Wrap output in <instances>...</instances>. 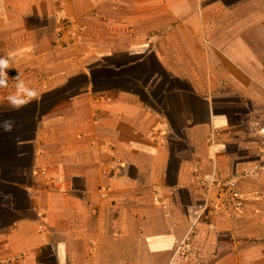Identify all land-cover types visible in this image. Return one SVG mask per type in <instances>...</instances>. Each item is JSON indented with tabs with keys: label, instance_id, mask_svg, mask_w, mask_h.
<instances>
[{
	"label": "crops",
	"instance_id": "crops-1",
	"mask_svg": "<svg viewBox=\"0 0 264 264\" xmlns=\"http://www.w3.org/2000/svg\"><path fill=\"white\" fill-rule=\"evenodd\" d=\"M9 54L0 264H264V0H0Z\"/></svg>",
	"mask_w": 264,
	"mask_h": 264
},
{
	"label": "clouds",
	"instance_id": "clouds-1",
	"mask_svg": "<svg viewBox=\"0 0 264 264\" xmlns=\"http://www.w3.org/2000/svg\"><path fill=\"white\" fill-rule=\"evenodd\" d=\"M10 56H0V88H6L8 86V71L12 68L10 63ZM15 92L11 93L7 99L10 107L13 110H20L30 102L39 99V93L20 77V74L15 77ZM15 121L13 119L0 120V130L4 132H12L15 127Z\"/></svg>",
	"mask_w": 264,
	"mask_h": 264
},
{
	"label": "built area",
	"instance_id": "built-area-1",
	"mask_svg": "<svg viewBox=\"0 0 264 264\" xmlns=\"http://www.w3.org/2000/svg\"><path fill=\"white\" fill-rule=\"evenodd\" d=\"M78 28H79V24L78 25L75 24V31H74V33L72 32V34L70 35V38L76 40V37L78 35H76L75 32L78 30ZM63 35H65V32L62 31V30H59L58 33H57V37L59 39H61V38H63ZM1 90H3V88H0V94H1ZM185 257H186V248H184L181 245H179V246L176 247L169 264H177V261H179L181 259H184Z\"/></svg>",
	"mask_w": 264,
	"mask_h": 264
},
{
	"label": "rangeland",
	"instance_id": "rangeland-1",
	"mask_svg": "<svg viewBox=\"0 0 264 264\" xmlns=\"http://www.w3.org/2000/svg\"><path fill=\"white\" fill-rule=\"evenodd\" d=\"M92 32L94 33V32H96V30H95V31H92ZM75 34L78 35V36L76 37V41H77V40H80V41L83 40L84 28H83L82 25L79 24V28H78V30L75 32Z\"/></svg>",
	"mask_w": 264,
	"mask_h": 264
}]
</instances>
